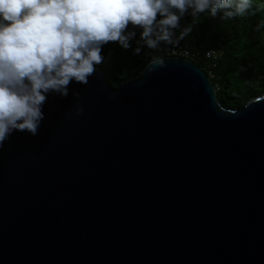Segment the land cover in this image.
Listing matches in <instances>:
<instances>
[{"label":"water","instance_id":"obj_1","mask_svg":"<svg viewBox=\"0 0 264 264\" xmlns=\"http://www.w3.org/2000/svg\"><path fill=\"white\" fill-rule=\"evenodd\" d=\"M160 59L116 88L97 69L14 130L0 264H264V92L225 108L202 67Z\"/></svg>","mask_w":264,"mask_h":264},{"label":"clouds","instance_id":"obj_2","mask_svg":"<svg viewBox=\"0 0 264 264\" xmlns=\"http://www.w3.org/2000/svg\"><path fill=\"white\" fill-rule=\"evenodd\" d=\"M252 8L253 0H0V148L14 130L36 135L48 97H66L70 83L87 85L109 42L139 55L187 36L192 26L181 29L185 15L230 19ZM168 56H153L149 71Z\"/></svg>","mask_w":264,"mask_h":264},{"label":"trees","instance_id":"obj_3","mask_svg":"<svg viewBox=\"0 0 264 264\" xmlns=\"http://www.w3.org/2000/svg\"><path fill=\"white\" fill-rule=\"evenodd\" d=\"M180 25L181 29L191 25L192 31L178 43L162 42V54L144 47L135 55L132 48L124 50L109 42L103 48L104 62L97 69L106 76L107 84L116 88L136 76L153 56H165L169 47L183 46L188 58L210 76L221 106L239 109L264 92V0H253V8L245 16L222 19L220 13L215 17L202 13L194 19L185 15ZM181 29L174 31V37ZM132 43L135 47V40ZM209 50L218 53L216 59L205 58Z\"/></svg>","mask_w":264,"mask_h":264},{"label":"built area","instance_id":"obj_4","mask_svg":"<svg viewBox=\"0 0 264 264\" xmlns=\"http://www.w3.org/2000/svg\"><path fill=\"white\" fill-rule=\"evenodd\" d=\"M158 54H162L161 48H158ZM165 55H170V56H180V57H188L189 52L187 50V47L183 46H178V47H169L167 50H165ZM216 53L215 51H208L206 53V58H215Z\"/></svg>","mask_w":264,"mask_h":264}]
</instances>
